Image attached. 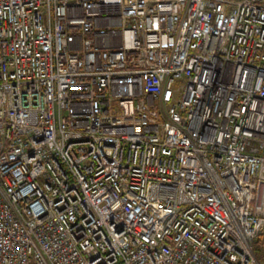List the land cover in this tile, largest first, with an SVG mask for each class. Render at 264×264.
<instances>
[{"label": "built area", "instance_id": "built-area-1", "mask_svg": "<svg viewBox=\"0 0 264 264\" xmlns=\"http://www.w3.org/2000/svg\"><path fill=\"white\" fill-rule=\"evenodd\" d=\"M264 0H0V264H264Z\"/></svg>", "mask_w": 264, "mask_h": 264}, {"label": "trees", "instance_id": "trees-1", "mask_svg": "<svg viewBox=\"0 0 264 264\" xmlns=\"http://www.w3.org/2000/svg\"><path fill=\"white\" fill-rule=\"evenodd\" d=\"M254 250L260 260H264V233L254 241Z\"/></svg>", "mask_w": 264, "mask_h": 264}]
</instances>
